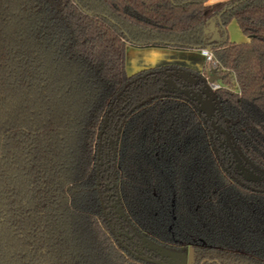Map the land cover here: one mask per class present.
<instances>
[{
    "label": "trees",
    "instance_id": "obj_1",
    "mask_svg": "<svg viewBox=\"0 0 264 264\" xmlns=\"http://www.w3.org/2000/svg\"><path fill=\"white\" fill-rule=\"evenodd\" d=\"M207 1L0 0V264H159L106 214L100 132L139 81L208 76L130 75L128 43L207 48L219 78L216 126L164 89L123 113L115 174L130 228L192 248L193 264H264V0ZM233 19L248 41L225 40Z\"/></svg>",
    "mask_w": 264,
    "mask_h": 264
},
{
    "label": "rangeland",
    "instance_id": "obj_2",
    "mask_svg": "<svg viewBox=\"0 0 264 264\" xmlns=\"http://www.w3.org/2000/svg\"><path fill=\"white\" fill-rule=\"evenodd\" d=\"M212 29H214V31H217L214 27H212L211 30ZM227 29L229 31L228 36H229L230 41L236 42V43H242L248 40V36L243 33V31L240 28V25L235 19L229 22V24L227 25ZM143 48H146V47L136 46L130 43L127 44L126 55H127L129 65H128V69L127 67L126 69L130 75L135 73V71L133 70L134 68L132 67L131 64L132 63L135 64L134 57H136L134 55L136 53L131 52V50L135 51V50L143 49ZM143 64L147 65L146 62H143ZM212 72L213 71L211 70L210 65H209L206 74H212ZM161 83L162 82H159L156 79H151L150 81H146V82L139 81V83L134 87V89H132V95H131V98L128 99V101L121 102V103L117 102V105L114 106L113 111L110 113V116L106 117L105 122H104V128L100 132L99 163L101 164V168L104 169L102 177H103V182L105 183L104 191H106L104 192L105 205H106V209L110 210L114 223L117 222V224H119L118 223L119 219L117 217L118 215H121V213L114 212L113 205L116 204L117 210L119 209V207H121L120 194H119L116 174H115V170L117 167V150L116 149H117V138H118V133H119L118 127L120 126V123H121V117L123 116V113H125L127 108L131 107L136 102H138L137 100L141 98H145V97H150L154 94L161 93V91L164 89ZM213 83H217V82H213ZM105 168L108 172L105 171ZM110 196H112V198ZM124 223L126 222L124 221ZM142 241H143V238H142ZM144 243L142 242V244ZM147 247L145 248L148 251H150L151 250L150 247L149 248ZM152 252L155 253V251H152ZM188 262H189V254L187 256V259L185 260V264H189Z\"/></svg>",
    "mask_w": 264,
    "mask_h": 264
},
{
    "label": "crops",
    "instance_id": "obj_3",
    "mask_svg": "<svg viewBox=\"0 0 264 264\" xmlns=\"http://www.w3.org/2000/svg\"><path fill=\"white\" fill-rule=\"evenodd\" d=\"M221 1H226V0H208L207 4H214ZM131 52L136 53V54L133 53L136 56L134 57L135 64L133 63L131 64L132 67L134 68L133 70L135 71V73L148 68H154V67L166 66V65H176L179 68H190L193 70L203 72L205 76H208V79H210L211 76H213V72L212 74H206L209 63L202 55L200 49L180 50V49H173L166 47H146L135 51L131 50ZM143 62H146L147 65H144ZM128 65L129 63L126 55L127 69H128ZM183 75H185V77ZM151 79H156L157 81L162 82L161 85L164 88V91H171V92L181 93L190 96L191 92L189 90L190 88H193L194 85L193 79H196V77L182 69H168L157 75H153L152 77L147 78V81H150ZM214 82H218V80H215ZM208 83L209 86L211 87L212 83L210 82ZM135 86L136 85L132 86L128 90L127 92L128 99L131 98L132 89H134Z\"/></svg>",
    "mask_w": 264,
    "mask_h": 264
},
{
    "label": "water",
    "instance_id": "obj_4",
    "mask_svg": "<svg viewBox=\"0 0 264 264\" xmlns=\"http://www.w3.org/2000/svg\"><path fill=\"white\" fill-rule=\"evenodd\" d=\"M227 38H228V32L225 35V40ZM212 71H213V76H211L210 79H207V81H205L204 86L200 87L198 85L199 83L198 79L197 78L193 79V84L194 87H196V89L190 88L189 91L191 92L190 97L192 100L196 102L199 112L204 114L207 119L211 120L213 126H216L213 117L216 113V110L218 109V106L216 102L215 91L209 86L208 82L213 83L215 80H218L219 78L215 75V70L213 69ZM183 76L185 77V75ZM239 165L241 166V162H239ZM242 169H243V177L245 178V180L256 181L258 179V177L249 169L244 167ZM118 211L124 216V210L122 206L119 207ZM142 242L143 243L145 242L143 244L144 246L145 245L148 246L145 247L147 248L150 247V249L152 251H155V253L159 256L157 259L153 260L154 262H157L159 264H185V260L187 259L188 254H189L188 263L193 264L194 262V252L192 248H190L189 251L188 249L175 251L155 245L144 238Z\"/></svg>",
    "mask_w": 264,
    "mask_h": 264
},
{
    "label": "flooded vegetation",
    "instance_id": "obj_5",
    "mask_svg": "<svg viewBox=\"0 0 264 264\" xmlns=\"http://www.w3.org/2000/svg\"><path fill=\"white\" fill-rule=\"evenodd\" d=\"M198 85H199V83H198ZM197 85V86H198ZM193 88L194 89H196V87H194V85H193ZM215 115H216V113H215ZM215 115H214V117H215ZM211 121V120H210ZM218 140L220 141V144H221V146H225L224 144H223V142L221 141V138H220V134L218 135ZM100 150V149H99ZM234 164V168L237 170V171H241L242 172V167L239 165V161H238V159L237 158H235L234 159V161L232 160V165ZM108 165V164H107ZM105 167V166H104ZM103 167V168H104ZM104 170V169H103ZM105 171H107L106 170V168H105ZM104 172V171H103ZM108 172V171H107ZM104 189H105V187H104ZM104 189H103V202H104V207H105V210H106V214L108 213V217H109V219H110V221H111V223H112V226H113V229L115 230V232H116V234L118 235V237L120 238V240L130 249V250H132L133 252H135V253H137L138 255H141L142 257H144V258H149V259H151V257L150 256H152V257H155V258H158L159 256L156 254V253H154V252H152L151 250L150 251H148L146 248H145V246L142 244V238L140 237V236H138L134 231H133V229L132 228H130V226H129V224L127 223V221H126V219H125V217L121 214V215H118V223L119 224H117V222L116 223H114V220H113V218H112V215H111V213H110V210H107L106 209V205H105V199H104V192H106V191H104ZM111 198H112V196H110ZM111 207H112V205H111ZM113 208H114V212H119L116 208H117V206H116V204H114L113 205ZM120 213V212H119ZM113 220V221H112ZM124 221L126 222V223H124ZM126 226V227H125Z\"/></svg>",
    "mask_w": 264,
    "mask_h": 264
},
{
    "label": "built area",
    "instance_id": "obj_6",
    "mask_svg": "<svg viewBox=\"0 0 264 264\" xmlns=\"http://www.w3.org/2000/svg\"><path fill=\"white\" fill-rule=\"evenodd\" d=\"M202 55L205 57L206 61L208 63H212L214 62V57H213V54L212 52L207 49V48H203L200 50ZM219 87V84L218 83H212L211 84V88L215 91L217 88Z\"/></svg>",
    "mask_w": 264,
    "mask_h": 264
}]
</instances>
